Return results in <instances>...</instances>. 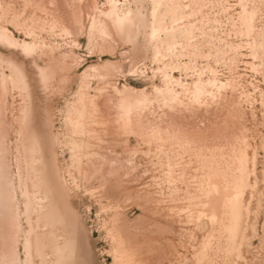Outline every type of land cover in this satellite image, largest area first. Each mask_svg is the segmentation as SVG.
Wrapping results in <instances>:
<instances>
[{"label":"rangeland","instance_id":"obj_1","mask_svg":"<svg viewBox=\"0 0 264 264\" xmlns=\"http://www.w3.org/2000/svg\"><path fill=\"white\" fill-rule=\"evenodd\" d=\"M175 1L181 4L176 11L166 12L161 8L166 28L174 29L181 42L170 48L163 40L165 31L160 33V38L152 35L153 0H115L117 8L109 0H85L84 28L71 36L60 28L52 29V15L40 10L34 12L31 2L2 0L5 9L0 8V28H9L19 39L37 42L31 57L25 55L22 45L9 50L0 42V78L6 76L10 89L6 156L10 176L19 192L21 222L26 230L30 229L25 208L29 197L32 213L29 219L43 233L44 210L57 197L61 212L71 216L79 234L77 264H113L114 258L106 255L107 250H112L113 242L103 230V223L112 212L103 206L120 204L121 211L136 216L141 212L138 204L126 200L136 190L162 199L161 203L152 201L149 205H160V220L173 227L175 264H196L212 229L206 216L188 215L184 200L171 203L170 186L158 164L156 145L139 144L136 137H131L129 143L132 149H141L136 155L138 171L120 181L121 186L114 192L94 197L87 191L88 183L74 163L73 135L66 116L72 105H77L81 92L95 93L100 77L94 67L109 60L123 63L127 68L126 73L114 72L110 81L137 91L153 92L156 86H164L167 83L164 73L172 61V66H180L172 72L175 78L192 83L202 76L206 80L216 76L226 82L225 91L235 107L225 104L222 111L214 103L210 116L206 117L202 110L199 114L203 120L209 118L205 120L207 124L212 121L222 124L228 109L241 113L242 122L237 125L245 126L247 135L250 187L245 193L246 205H243L235 248H231L227 237L216 236L205 250L206 258L213 264H264V0ZM127 11H131V19L120 25L117 12ZM244 12L249 18L247 23L243 20ZM94 18L106 23L115 42L103 45V38L96 31L90 40ZM188 26L189 33L182 38L180 32ZM25 32L31 33V37ZM180 62H188L190 68L184 69ZM177 88L183 92L181 86ZM156 117V113L150 114L152 120L156 121ZM202 119L195 121V125H202ZM36 133L40 135L34 137ZM16 143L22 151L18 157ZM180 156L175 154L178 164L188 160V156L184 160ZM194 165L192 162L189 167L191 173ZM179 185L184 192L186 185L180 182ZM171 205L182 213L170 214ZM34 241V264H50V256H45L42 249V235ZM68 244L72 245L71 241ZM19 251L24 260L22 244Z\"/></svg>","mask_w":264,"mask_h":264},{"label":"bare ground","instance_id":"obj_2","mask_svg":"<svg viewBox=\"0 0 264 264\" xmlns=\"http://www.w3.org/2000/svg\"><path fill=\"white\" fill-rule=\"evenodd\" d=\"M22 1L24 4L31 2L34 12L40 10L50 13L54 24L52 29L60 28L67 36L77 34L84 28L85 0ZM109 1L113 8H117L115 0ZM153 2L152 35L160 38V33L165 31L163 40L172 48L179 39L174 34V29L166 28L167 21L161 8L164 7L166 12H173L181 4L175 0ZM0 8L5 9L2 0ZM130 13L131 11L117 12L120 25L131 19ZM243 20L246 23L249 20L246 12L243 13ZM94 31L103 38V45L115 42L103 20L93 19L90 40L96 34ZM25 33L31 37V33ZM180 33L183 38L189 33V26ZM0 42L9 50L22 45L27 57L33 55V48L37 44L34 39H19L7 27L0 28ZM173 63L172 61L168 65L169 70L164 73L167 83L156 86L153 92L145 89L137 91L128 85L119 87L110 81L109 77L114 72H127L123 63L117 64L109 60L96 65L94 68L98 70L100 86L95 89V93L81 92L76 101L78 106L72 105L66 116L73 135V159L78 172L88 183L87 191L95 197L119 188L120 181L123 182L126 176L138 171L136 155L141 149L130 147L131 137H136L139 144H155L157 155L160 156L158 164L164 169V176L170 186L168 196L171 203L184 200L189 216H206L212 225L197 255L196 264H213L208 262L205 250L214 242L216 236L227 237L231 248H235L239 238L243 205H246L245 193L250 187L248 140L245 126L237 125L242 122V115L238 110L228 109L222 124L218 121L207 124L205 120L209 118L203 120L199 114L202 110L206 117L208 114L210 116L214 111V103L222 111L225 104L235 107L225 91L226 82L216 76L207 80L202 76L192 83L175 78L172 72L180 66H172ZM179 65L184 69L190 68L188 62H180ZM211 71L214 72V69L211 68ZM180 86L184 93L178 90L177 87ZM9 96L10 89L3 74L0 78V264H23V261L25 264H34V240L40 234L42 249L45 256H50V264H77L75 252L79 234L71 222V216L67 212H61L62 206L57 203V197L44 210L43 233L29 219L32 214L29 197L25 208L30 229L26 230L21 222L19 192L10 176V165L6 156V138L9 131L6 113ZM207 96L209 97L206 98ZM153 113L157 114L156 121L150 118ZM199 119H202V125H195L194 122ZM19 128L20 125V135ZM39 135L36 133L34 137ZM15 145L18 157L22 151L19 144ZM118 149L126 154L122 155ZM176 153L181 154L182 160L188 156V160L178 164L175 160ZM192 162H195L194 173L189 170ZM179 182L186 185L184 192H181ZM126 200L135 201L141 212L134 216L131 212L121 211L123 205L120 204L103 206L106 211L112 212L103 223L104 232L113 242L112 250H107L106 255L114 258L113 264H175L174 255L177 249L171 237L174 233L173 227L169 222L160 220V205H149L152 201L161 203L162 199L136 190L133 194L129 193ZM180 210L175 205L169 207L170 214ZM69 222L71 226L68 225ZM70 241L72 245L68 244ZM21 244L24 260L19 251Z\"/></svg>","mask_w":264,"mask_h":264}]
</instances>
